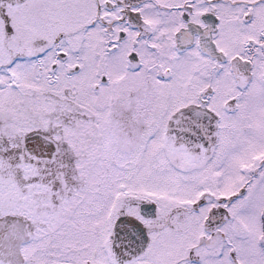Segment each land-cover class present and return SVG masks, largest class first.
Segmentation results:
<instances>
[{"label": "snow or ice", "instance_id": "snow-or-ice-1", "mask_svg": "<svg viewBox=\"0 0 264 264\" xmlns=\"http://www.w3.org/2000/svg\"><path fill=\"white\" fill-rule=\"evenodd\" d=\"M0 264H264V0H0Z\"/></svg>", "mask_w": 264, "mask_h": 264}]
</instances>
